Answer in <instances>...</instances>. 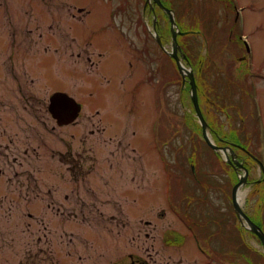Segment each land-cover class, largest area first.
Instances as JSON below:
<instances>
[{
	"label": "rangeland",
	"instance_id": "obj_1",
	"mask_svg": "<svg viewBox=\"0 0 264 264\" xmlns=\"http://www.w3.org/2000/svg\"><path fill=\"white\" fill-rule=\"evenodd\" d=\"M0 1V22L9 18L17 27L14 47L8 41L9 32L0 29V66H6L4 61L12 54L14 64L32 72L36 84L43 87L24 84L23 89L15 83L16 94L11 95L8 89L13 87L6 86L1 75L5 71L0 70V99L30 102L34 109L22 112L27 115L24 124L18 121L21 114H12L10 107L3 112L0 105L1 126L15 134L16 141L13 154L12 144L0 146V264H134L139 257L151 264H264L262 243L242 226L232 203L233 184L245 172L234 164V179L235 170L206 142L191 90L181 96L182 77L176 62L159 47L150 53L149 31L154 29L151 18L141 14L142 4L136 11L144 19L137 21L127 12L123 16L120 29L126 31L122 36L125 50L103 63L106 74L114 65L113 75L105 80L94 75L99 73V57L88 58L86 40L74 38L70 28H84L87 36L93 28L96 33L90 37L107 52L110 40L102 42V38L109 32L117 38L118 19L102 11L101 0ZM109 1L121 0H106L103 5L110 6ZM61 2L64 7L59 9ZM65 2L94 3L90 20H72V7ZM169 2L177 28L186 32L179 39L190 63L183 64L194 67L210 137L229 154L246 155L231 146L239 144L264 163V0ZM158 19L160 34H167L159 13ZM164 42L170 48L172 37ZM120 75L126 84L136 79L144 82L141 93L147 96L137 98L136 107L141 104L149 110L150 102V113L139 107V119L135 109L127 107L125 129L116 131L125 122L116 114L123 109L117 103L127 97L119 90ZM154 87L156 111L151 101ZM59 90L68 91L83 106L69 127L58 128L48 108L50 94ZM36 95L39 99L33 100ZM104 125L110 127L109 133L100 132ZM120 144L139 148L140 156L127 150L122 162L116 153L110 168L105 161L107 151ZM167 144H171L169 152ZM25 150L27 160L36 165L41 160L51 162L48 166L53 160L72 161L76 150L85 151L88 157L83 161L92 164L89 156H94L96 169L84 174L77 168L78 180L71 177L69 187L63 186L54 169L47 170L41 178L47 185L35 190L46 198L31 203L22 198L23 186L18 184L25 173L16 175L20 168L11 163L14 155L25 161L20 153ZM188 155L197 160L195 172ZM247 158L253 157L247 154ZM240 162L248 170L247 182L239 189L240 203L251 220L264 218L261 168L254 160ZM203 181L208 184L202 185ZM49 187L52 199L46 194ZM135 191L137 196L127 200L128 193ZM98 203L100 210L95 206ZM31 212L35 214L30 216Z\"/></svg>",
	"mask_w": 264,
	"mask_h": 264
},
{
	"label": "flooded vegetation",
	"instance_id": "obj_2",
	"mask_svg": "<svg viewBox=\"0 0 264 264\" xmlns=\"http://www.w3.org/2000/svg\"><path fill=\"white\" fill-rule=\"evenodd\" d=\"M122 1L123 0H121L119 2H116V3L109 1L110 6H105L103 4L106 2V0H101L102 11H104L107 14L112 13L113 20H114L115 17H117V19H118V25H117L118 35H117V38L114 36V34L112 32H109L108 35H103L102 42H109V40H110L109 45L106 47L107 48V52H105L103 49H101L100 45L97 44L96 42H94L92 40V38L90 37V35H93L94 33H96V31H93V28L91 29L90 34L87 36L86 33H85V29L84 28H81V27H77V28L70 27L71 30H72V33L74 35V38H76V39L79 38V39H85L86 40V47H87L86 48V52H87L88 58L89 57L92 58V56H94L95 54L99 57V59L97 60L98 62L96 63L99 73L98 74L94 73V75L102 76L105 80L108 79L109 76L113 75V73H114L113 66L114 65H111L108 68V71H107V74H106L103 71V69H102L103 68V63L106 60L107 61L109 60V62L112 61L110 59L112 58V54L113 53H118V51H119L121 53V55H123V52L125 50V47H124V45L122 43V36L124 34H126V31H122L120 29L121 28V24H123V16H124L125 12H127L128 15H132L133 18H135L137 21H139L141 18L144 19V17L138 16L139 12L136 11L137 7L140 4L143 5L141 14L143 16L147 15V16H149L151 18L153 29H157L158 30L160 28L159 19H158V13L160 14V16L163 17L162 20L164 21L163 23L165 24V30H167V34L166 33H165V35L160 34V37H161L162 43L164 44V46L166 48L165 50H167V51L173 50V43H171L170 48H168V46L164 42V40L167 37H172L171 18H170L169 13L166 10L162 9V7L155 0H150V1H147V0H143V1H141V0H124L123 5L119 6L122 3ZM162 1L168 8H170V9L172 8V5H170L169 0H168L167 3H166L165 0H162ZM0 4H2L1 1H0ZM65 4L68 6V8L72 7L71 8L72 10L70 12V14H71L70 17H72V20H75V21L77 20L78 22H86L87 20H90L91 11H92V9H94V3H89L87 5H83V4H79V3L65 2ZM99 6H101V5H99ZM60 7H64V3L61 2V4L59 5L58 8L60 9ZM133 7H134V11L131 9ZM113 20H112V22H113ZM13 28L15 30H13ZM16 28L17 27L14 26V22L11 19H9V18H5V19H3L0 22V29L2 30V32L4 31V29H6L9 32L8 33V35H9L8 41L10 42L12 47H14L16 45V43H17ZM149 33H150V35H151V37L153 39L151 41V48H150L151 51H150V53L151 54L153 52L155 53L157 47H159L161 51H163L164 53L169 55V53L167 51H165L160 46V44L158 42V39L154 35L153 31L150 30ZM149 33H145V37H149ZM60 35H61V33H60ZM180 35H184V34H180V32H178V41H179V44H180V48L178 49V53H179L180 56L183 55L184 53H186L187 58L184 59L183 57H181V59H182L183 63H190V60H189L190 56L187 54V52L183 49V46L181 45V42H180V39H179ZM110 47H111V49H110ZM114 47L116 48V50L114 49ZM117 47H119V48L117 49ZM1 49H2V47L0 46V50ZM89 49H92L91 53L89 52ZM56 50H59V49H56ZM130 53L131 54H135V55L138 54L137 52H135V53L130 52ZM9 57H10L9 59L4 61L6 66L5 65L0 66V70L5 71V74H1V75H3V77L5 79L6 86L10 85V87H13V88H9L8 89L10 91L11 95H15L16 94V89L14 87L15 83L18 84V87H21L23 89L25 88L24 84L25 85H29L30 87L35 88V89H37L38 87L40 89L43 88V87H41L40 84H36L35 75L32 72L29 71L30 72L29 73L28 70L24 69V67L21 66L20 64L19 65H17V64L15 65L14 64V58H13L12 54L9 55ZM172 59L174 60V58H172ZM174 62H176V61L174 60ZM75 69H76V67H75ZM176 69H177V71H179L178 66H176ZM121 70H122V68H121ZM74 71H76V70H74ZM20 72H22V73H20ZM90 74H93V73H90ZM1 75H0V81L3 80ZM121 75H122V72H121ZM121 75H120V87H119V90H121L122 94H124V96L126 95L127 97L126 98L125 97H120L119 104L117 103V105H118V107L122 106L123 109L121 110L119 108V110L117 111L116 114H117V116L119 118H122V119L125 118V122H124L123 127L121 129H114L116 131H123L125 129V126H126L125 125L126 124V109H127V107H130L131 109L134 108L135 109V116H137V118H139V119H140V116H142V114L139 113V107L142 110H144L145 113H150V102H149V110L142 108L141 104H139V106L136 107V105L138 104L137 103V101H138L137 98H140L142 94L147 96V92H142L141 93L142 89L140 87H141L142 84H144V82L143 81L142 82L138 81L139 79H136L135 80L136 82L134 81L133 83L126 84V82L121 77ZM74 78H75V76H74ZM16 81H18V83ZM1 83H3V81L0 82V84ZM59 91H65L69 95H71L66 90H59ZM189 91H190L189 80H188V78H186L185 82L183 83V77H182V81H181V96L184 93H187V95H189ZM139 93H141V94L139 95ZM54 94L55 93L50 94L49 102H48V108H49V105H50L51 97ZM198 94H199V87H198ZM133 95H136V97L133 98ZM199 97H200V94H199ZM37 98H38L37 95L32 97L33 100H37ZM151 101H152V107H153L154 111H156L157 106H158L157 87H154L153 90H152ZM0 105L2 106L1 111H3V112L5 110L7 111L9 109V107H10V108H12L11 109L12 110V114L14 112H16L18 115L21 114L22 116H18V121L20 122V121L23 120L24 124L27 122V117H26L27 115L22 114V112H27V114L30 111L34 112V109H32L33 108V106H32L33 104H31L30 102L17 101L15 98H10L9 100L8 99H5V100L4 99H0ZM40 108H41L40 106H37V109H40ZM97 113H99V110H97ZM2 114L3 113L0 112V118H1ZM103 116H104V114H102V117ZM54 119L56 120L58 128L69 127L70 125H73L77 121V119H75V120L71 121L68 124H60L57 118L54 117ZM100 119L102 120V118H100ZM1 121L2 120L0 119V140L5 139V142H7V143H6V145H3L2 143H0V146H4L5 148H7V147L10 146V144H12L10 146V148H11L10 153L12 152V154H13L14 151H16L15 150V143H16L15 134L14 135L10 134L11 131H9L5 126H1V124H2ZM151 127H152V122L150 123V129H151ZM99 130L102 133H105V132L109 133L111 131L110 127L107 126V125L102 126V128H100ZM27 131H28V129H27ZM91 133H94V130H92ZM18 134H19V132H18ZM72 137H76V135H73ZM112 139H113V137H112ZM171 139H172V137H171ZM81 141H83V139H81ZM170 145L171 144H167L166 152L170 151L169 150L170 149ZM122 146L125 147V148L121 147V144H120V145L115 146L113 149H109L107 151V156L105 158V161H107L109 163V165H110L109 167L110 168L114 167V164L111 161V159L115 157L116 153L119 154L118 157H123V160H121L122 162H124V160L126 159L125 152L127 150L133 151L135 156H137V157L140 156L139 148H136V147H134L131 144L122 145ZM231 146H232V144H231ZM232 147H233L234 150L235 149L236 150L239 149V147H235V146H232ZM20 153L25 158V161H22L21 157H18L17 155H14L11 158V163L17 165V166H14V167H19L20 168L19 171L15 172L16 175L20 174L21 171H24V173H25L24 174V176H25L24 179H22L20 182H18V184L23 186V188H22V198H24V199H26L28 201H34V200H38V199L42 200V199L46 198L44 193L40 196V195H38L35 192V190L42 189L44 185H47V183H45L44 180L41 179V178H42V174L47 172V170H49V169H54V173L53 174H55V175L58 174L60 176L61 180L63 181V186L64 187H69V184H67V183L69 182L71 177L74 180H78V176L75 175L77 168L80 169L82 172H84V174H92L93 172H95V169H96V160H95L94 156H92V155L89 156L90 160L92 161V164H87L86 161H83L84 158L88 157L87 154H85V151L76 150V156H72L71 157L73 159L72 161H65V160H62V159L53 160L54 164L52 163L53 164L52 166H48L47 165L48 163H51V162H42V160H41L39 165L33 164L31 162V160H27V158H28V151L27 150H25L24 153H22V152H20ZM5 154H6V152H5ZM38 154L40 156L39 158L43 159L42 154L40 155V152H38ZM59 154L62 157L64 156V154H63V152L61 150L59 151ZM238 154L239 153L237 152L236 155L235 154L234 155L236 157H238ZM247 154L244 155V156L239 154L238 159L240 161H244L245 163H247V162L249 163V161H251V160L255 161V159H253V158L252 159L247 158ZM6 155H8V153ZM232 155L233 154L231 153L230 157H231V159H234V156H232ZM69 157H70V154H69ZM128 157H130V156H128ZM187 158H188L189 163L192 166L193 163L190 162V160L193 159V158L196 159L195 156L192 157V156L188 155ZM225 161L229 165H231V167L235 170V172H236L235 176H234V179H235L236 174H237V170H236L237 167H234L227 160H225ZM84 167H86V168H84ZM1 173H2V171L0 170V174ZM207 184H208L207 181H203V183H202V185H207ZM234 184H233V186H234ZM137 193H139V192H137ZM46 194L49 196L48 199H52L53 198V189H51V187H49L47 192H46ZM130 195L137 196L136 195V191L133 192V193H128V196L126 198L127 200L130 199V197H129ZM133 200L137 201L138 198H134ZM119 201L120 200H117V202H119ZM232 203H233V199H232ZM91 205H94V203L91 204ZM95 206H97V208L100 210L101 206H100L99 203L96 204ZM83 211L84 210H82L81 212H83ZM245 212L250 216L248 211H245ZM83 214H85V213L83 212ZM75 215H78L77 211L75 212ZM235 215H236V217H238L236 211H235ZM224 217L228 219L226 213L224 214ZM254 221L258 222L259 224L261 223L262 225H264L263 215H262V218H257V220H254ZM262 225H261V227H262ZM262 229H264V227H262ZM45 231L48 233L47 230H45ZM247 231H248V233H250L252 235L254 234L253 232H251L248 229H247ZM47 233H44V235L46 236ZM134 264H151V263L147 259H145L143 257H139L138 259L135 258Z\"/></svg>",
	"mask_w": 264,
	"mask_h": 264
},
{
	"label": "water",
	"instance_id": "obj_3",
	"mask_svg": "<svg viewBox=\"0 0 264 264\" xmlns=\"http://www.w3.org/2000/svg\"><path fill=\"white\" fill-rule=\"evenodd\" d=\"M150 1V0H147ZM164 10H166L171 18L172 21V31H173V51H167L177 62V65L179 67V71L183 77V83L185 82L186 78L188 77L190 84H191V98L193 102V106L196 111V115L198 117L199 122L202 124L203 128V135L206 140V142L211 146L213 150H215L218 153H222L225 155L227 161L231 164H235L237 166H241L244 170V175H239V181L235 184L233 189V202H234V208L238 214V217L240 218L241 222L245 224L246 223L251 227V230L257 233L264 244V233L261 231L260 227L253 222L247 214L244 212L242 205L240 203V192L239 189L244 186L247 182V168L244 167L243 163H241L239 160L236 159L234 156V160H231L229 153L227 152V148L217 145L214 140L209 135V124L207 123L205 116L202 112L201 106L199 104L198 99V93H197V83L196 79L193 73L192 68H187L181 61L180 56L178 55V48L179 43L177 41V32L178 30H175L176 21L174 18L173 11H171L169 8H167L161 0H155ZM184 33V32H182ZM155 36L157 37L161 47L165 49V47L162 44L160 35L156 32ZM186 58V55H183ZM49 109L52 113V115L58 119L60 124H67L76 119L78 116L81 105L70 95H68L66 92H57L51 97ZM230 149L233 151V149L230 147ZM236 167V166H235Z\"/></svg>",
	"mask_w": 264,
	"mask_h": 264
},
{
	"label": "trees",
	"instance_id": "obj_4",
	"mask_svg": "<svg viewBox=\"0 0 264 264\" xmlns=\"http://www.w3.org/2000/svg\"><path fill=\"white\" fill-rule=\"evenodd\" d=\"M232 133V132H231ZM230 133V134H231ZM236 133V132H235ZM230 134H229V136H230ZM262 186H263V191H264V182L262 181ZM264 195V194H263Z\"/></svg>",
	"mask_w": 264,
	"mask_h": 264
},
{
	"label": "bare ground",
	"instance_id": "obj_5",
	"mask_svg": "<svg viewBox=\"0 0 264 264\" xmlns=\"http://www.w3.org/2000/svg\"><path fill=\"white\" fill-rule=\"evenodd\" d=\"M240 197H241V195H240Z\"/></svg>",
	"mask_w": 264,
	"mask_h": 264
}]
</instances>
